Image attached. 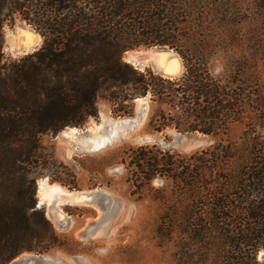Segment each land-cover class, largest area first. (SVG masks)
<instances>
[{"label":"trees","instance_id":"trees-1","mask_svg":"<svg viewBox=\"0 0 264 264\" xmlns=\"http://www.w3.org/2000/svg\"><path fill=\"white\" fill-rule=\"evenodd\" d=\"M17 19L41 44L5 59L3 27ZM151 47L171 49L182 74L123 58ZM136 99L151 132L216 139L188 157L154 144L121 160L138 190L171 184L158 229L179 234L184 264H264V0H0V264L65 246L36 181L67 168L40 137L82 127L100 102L129 116ZM70 176L49 180L76 188Z\"/></svg>","mask_w":264,"mask_h":264},{"label":"rangeland","instance_id":"rangeland-1","mask_svg":"<svg viewBox=\"0 0 264 264\" xmlns=\"http://www.w3.org/2000/svg\"><path fill=\"white\" fill-rule=\"evenodd\" d=\"M28 35L30 43L26 42ZM40 44L39 35L25 22L17 19L3 27L5 59L31 53ZM164 50L138 48L128 51L123 58L137 68H150L166 77L181 75L180 58L173 51ZM138 55L146 59L134 60L133 57ZM161 55L178 61L176 73L165 72ZM69 129L55 136L46 134L40 137L41 145L67 170H51L48 176L37 179V186L44 179L46 184H57L76 196L99 192L106 200L90 204L86 200L68 201L64 199L67 195H55L50 202L44 199L40 207L55 232L65 240V246L45 254L24 253L10 264L21 261L26 264H184L183 251L176 243L179 234L168 235L158 229L160 217L165 212L159 198L172 195L171 184L158 177L149 188L138 190L135 185H129V170L121 160L130 149L154 144L170 153L188 157L212 146L216 139L173 129L153 133L148 128L147 104L145 111L140 112L136 101L129 116L115 115L107 104L100 102L96 118H90L82 127L74 128L75 131ZM242 130L243 125H233L230 137L237 138ZM70 175L74 176L76 188L49 180L50 176L70 181ZM162 188V192L157 191ZM36 193L38 204V189ZM92 224L97 225L91 235H84ZM260 253L262 251L257 256L262 260L264 257L260 258Z\"/></svg>","mask_w":264,"mask_h":264},{"label":"bare ground","instance_id":"bare-ground-1","mask_svg":"<svg viewBox=\"0 0 264 264\" xmlns=\"http://www.w3.org/2000/svg\"><path fill=\"white\" fill-rule=\"evenodd\" d=\"M27 41H28V43H30L29 42V35L26 36V42ZM144 57L138 55V56L133 57V59L134 60L136 59V60H143L144 61L146 59ZM161 57H162L163 67H165V72L170 73V74L176 73V71L179 69L178 61L176 59H168L166 57V55H164V56L161 55ZM75 130L76 129H74V128H70L69 129V131H75ZM63 135H65V132L63 133ZM38 193H39V196H40V202L39 203H41V204L44 202L43 201L44 199H46V201L50 202L51 197H54L55 195L56 196L57 195L58 196H62V197L64 195H67V197H65L64 199H66L68 201H77V200L83 201V200H85V197H82L81 194L76 196V195H74L72 193H69V192L65 191L63 188H61L57 184H46V181L44 179H41L39 181Z\"/></svg>","mask_w":264,"mask_h":264},{"label":"water","instance_id":"water-1","mask_svg":"<svg viewBox=\"0 0 264 264\" xmlns=\"http://www.w3.org/2000/svg\"><path fill=\"white\" fill-rule=\"evenodd\" d=\"M154 48H156L157 49V51H165L164 50V48H162V47H154ZM168 51H172L171 49H168ZM128 52V51H127ZM126 52V53H127ZM125 53V54H126ZM126 61V60H125ZM126 62H128V61H126ZM129 63V62H128ZM175 76H177V75H175ZM175 76H172V77H175ZM167 77H170V76H167ZM136 102H138L139 103V110H140V112H144L145 111V109H146V102L143 100V99H136L135 100ZM37 189H38V186H37ZM81 196L82 197H85V200H86V203H90V204H95L96 202H98V201H100V200H106V197L102 194V193H99V192H88V193H83V194H81ZM108 202V201H107ZM106 202V203H107ZM105 203V204H106ZM42 204L41 203H38L37 204V206L38 207H40ZM97 224H92V225H89L88 227H87V231L85 232V234L84 235H91V233H92V231L95 229V226H96ZM264 257V251H262V253H260L259 254V257L261 258V257ZM50 259H52V258H50ZM14 261V260H13ZM12 261V262H13ZM12 262H10V263H12ZM9 263V264H10ZM17 264H26V262H23V261H21V262H18Z\"/></svg>","mask_w":264,"mask_h":264}]
</instances>
